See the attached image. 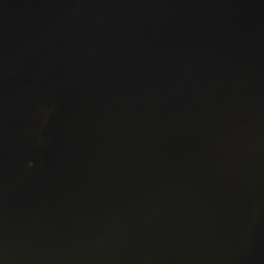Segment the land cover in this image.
<instances>
[{
  "label": "water",
  "instance_id": "water-1",
  "mask_svg": "<svg viewBox=\"0 0 264 264\" xmlns=\"http://www.w3.org/2000/svg\"><path fill=\"white\" fill-rule=\"evenodd\" d=\"M0 264H264V0H0Z\"/></svg>",
  "mask_w": 264,
  "mask_h": 264
}]
</instances>
